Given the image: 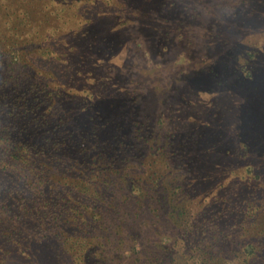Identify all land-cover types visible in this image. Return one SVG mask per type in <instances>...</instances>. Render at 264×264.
Instances as JSON below:
<instances>
[{"label": "trees", "instance_id": "1", "mask_svg": "<svg viewBox=\"0 0 264 264\" xmlns=\"http://www.w3.org/2000/svg\"><path fill=\"white\" fill-rule=\"evenodd\" d=\"M145 1L159 6V0ZM164 1L161 7L168 11H173L178 5L174 1ZM11 2L6 1L8 7L0 6V12L7 8L11 11ZM14 2L16 4L18 0ZM47 2L53 7L56 0ZM47 7L44 3L40 21L36 20L41 17L38 11L36 16L33 12H21L16 19L9 13L5 15L6 25L13 20L17 22L9 26L7 36H13L11 45L18 40L21 42L16 43L19 63L24 66L30 60L42 61L48 67L49 63L57 64L61 59L55 55L56 50L69 55L74 47L82 55L79 57L82 62L87 57L91 61L97 60L95 45L84 47L79 37L73 39L76 46L71 44V49L65 51L63 42L69 46L71 31L66 29L69 23L62 20V13L56 12V15L61 14L57 18L61 27L54 29L52 39L46 36L45 22L53 21L54 16L45 12ZM149 10L153 9H146L142 15ZM76 12L72 11V14ZM190 17L194 18L192 14ZM85 24L86 20L77 19L74 29L82 30ZM258 25L264 28V23ZM262 32L256 41L248 39V44L247 38L241 37V42L252 48V52L244 54L243 51L239 57L247 66L239 71L240 81L253 78L250 69L258 64L259 59L262 58L264 65V54L260 53L264 49ZM76 36L73 34L72 38ZM89 53H92L91 58ZM87 71L83 77L89 81L93 71ZM262 75L260 66L258 84L247 89L264 93L260 88ZM38 77L43 79L41 75ZM81 81L77 80V85ZM2 84L8 87L4 85L2 89L0 86V104L4 101L2 106L9 111L0 121V264H89L88 261L100 264L104 253L100 246H108L109 243L117 249L112 257L115 262L107 259L110 264L121 263L122 256L117 253L121 248L117 244H128L130 255L126 258L133 264H167L166 254L170 252V246H173L171 250L174 253H178L173 264H264V121L255 122L249 118L251 113L257 117L264 116V112L261 114L258 110L259 95L250 99L255 108H249L240 118L231 115L226 127L222 121H214L219 114L214 111L211 101L212 112L209 109L203 119H180L179 130H168L163 140L152 138L153 143L137 146L139 143L136 141L142 139V134H150L147 123L142 121L132 125L131 128L137 129L135 135L120 123L117 125L119 128L108 134L105 140V124L96 114H86V111L92 112L88 107L93 96L85 93L84 88L80 99L69 105L66 128L61 129L59 124L54 125L61 123L63 116L57 112L59 107L52 97L48 102L38 101L40 94L33 90L36 85L27 81L13 84L4 79ZM67 91L66 96L73 90ZM54 96L61 99L60 93ZM232 100L237 102L235 96ZM163 116L162 113L159 118ZM45 122L48 125L53 123V128L44 132L40 128ZM240 123L247 124L244 127L246 133L244 128H240ZM197 126L199 129H194ZM214 127L227 136L230 133L228 140L237 138L241 141L244 137L243 150H237L236 145L228 148L229 143L220 145L222 138L215 136ZM257 142L260 145L253 147ZM197 147H205L204 158L199 159L193 153ZM232 153L246 154L240 159L241 168L238 163L227 161ZM174 163L178 172L171 175ZM197 166H201L202 172H194ZM189 174L192 176L191 187L181 184ZM247 176L252 178L246 180ZM231 178L234 182L229 187L226 183H230ZM174 182L179 183L174 186ZM226 187L232 188L234 197H237L235 190L242 187L251 192L236 203V200H230L233 195L224 191ZM210 189L230 195L228 202L233 207L228 203L220 213L205 212L196 224L181 221L188 216V211H192L188 206L198 205L195 197L199 192L203 193L201 204L216 199L212 197L213 193H209ZM172 202H176L174 212L170 207ZM168 214L169 221H173L170 225L177 231L172 240L169 239L172 244L167 247L161 237L155 242L144 238L147 228L155 229L160 222L165 225ZM231 216V227L228 225L226 231L221 230L220 218L229 219ZM177 225L181 231L176 229ZM154 233L151 235L160 234ZM179 249L189 255L179 253Z\"/></svg>", "mask_w": 264, "mask_h": 264}, {"label": "rangeland", "instance_id": "2", "mask_svg": "<svg viewBox=\"0 0 264 264\" xmlns=\"http://www.w3.org/2000/svg\"><path fill=\"white\" fill-rule=\"evenodd\" d=\"M6 1L0 0V6H6ZM13 1L11 2L13 4L10 8L11 11L7 8L3 13L0 12V86L4 89V85H6L2 84L4 79L13 84L27 81L36 85L33 90L40 94L38 101L48 102V99L50 101L53 99L59 107L57 112L63 116V119L61 123L55 121L54 125L59 124L61 129L66 128V111L71 108L69 105L80 99L83 88L85 93L89 92V95L93 96L89 100L90 107H88L92 112L86 111V114H96L102 124H105L103 129L105 140H107L108 134L119 128L117 125L120 123H123L128 131L134 132L131 135H135L137 130L131 128L132 125L142 121L147 123L145 125L149 127L150 134L147 136L142 134V137L140 136L142 139L136 141L139 143L137 146L153 143L152 138L163 140V135L165 136L168 130H179L180 119H203V115L209 109L212 112V107L209 106L211 101L214 103V111L219 114V118L214 121H222L225 127L228 126L227 123L230 122L231 115L240 118L249 108H255L250 104L251 97L255 98L259 95L258 110L261 111V114L264 112V93H255L253 89H247L252 86L254 88L258 84L261 78H258L260 66L264 74L262 58L258 60L256 66L250 69V75L253 78L248 81H240L238 78L239 71L242 72L247 68L246 62H242L239 57L243 51H245L244 54H248L252 49L241 42V37L247 38L246 43L248 39L256 41L260 38L258 35L263 33L264 28H259L258 24L264 23V0H169L167 2L174 1L178 4L173 11L161 7L162 3L166 2L164 0H159V6L157 3H148L145 0H56L53 7L47 0H31V4H28L30 0H18L16 4ZM44 3L48 5L45 12L54 15L53 21L45 22L46 36L52 39L54 29L61 27V23L57 21L61 14L56 15V12L62 13L63 19H61L69 23L66 24V29L71 31L69 46L63 42L65 51L71 49L73 39L79 37L82 38L81 43L84 47L90 44L95 45L93 49L97 52V60L91 61L87 57L85 58L86 62H82L79 58L82 55L77 53L74 47V51L69 55L56 50L55 55L61 56V59L57 64L49 63L48 67H45L46 63L42 61L30 60L28 63L25 62L24 66L19 63L20 54L16 43L20 44L21 42L18 40L11 45L13 36H7L9 26L12 27V24L15 25L17 22L12 19L13 21L6 25L5 15L9 13L16 19L21 12L27 14L33 12L36 16L38 11L41 16ZM159 7L163 10L157 9ZM38 8L40 9L38 10ZM151 8L152 11L149 10L150 12H145L146 14L142 15L146 9ZM72 11L77 12L73 15ZM190 14L194 18L190 17ZM148 15L150 16L148 17ZM80 17L82 20H86L87 24L82 30L77 31L74 29V24L77 19H81ZM42 18L41 16L36 20L40 21ZM180 26L182 27L180 28ZM86 31L88 34L86 33L85 36ZM39 32L42 34V29ZM72 33L77 36L72 38ZM74 45L76 46L75 43ZM260 53L264 54V49ZM91 55L92 53H89L90 58ZM248 59L246 56V60ZM84 68L86 72H88L87 70L93 71L92 76L88 77L89 81L83 77ZM36 74H38L37 78H33V75ZM40 75L43 79L38 77ZM263 77L262 75V87H260L262 89H264ZM77 80L84 82L81 81L77 85ZM7 87L8 85H6ZM66 89L73 91L66 96L68 92ZM247 91L249 93H246ZM55 93H60L61 99L58 100L54 96ZM234 96L237 102L232 100ZM2 104L4 101L0 104V121L4 117L3 114L9 111ZM162 113L164 114L163 118H159ZM249 118L255 122L264 121V116L257 117L253 113ZM241 123L239 124L240 128L247 126V124ZM51 128H53V123L48 125L45 122L40 130L45 132ZM214 128L216 129L214 130L215 136L222 138V141L219 142L220 145L229 143L228 148L236 145L237 150H243L244 137L241 141L237 138L228 140L230 133L227 136V133L219 132V129ZM194 129H199V127ZM245 129L243 131L246 133ZM221 133L223 134L221 135ZM256 144L253 147L260 145L258 142ZM204 149L205 147H197L193 153L202 159L205 155ZM245 156L246 154L239 156L232 153L227 161L238 163L241 168L240 159ZM247 161L250 162L248 159ZM175 165L174 163L171 167V175L178 172L175 170ZM157 168L160 167L157 166ZM197 170L202 172L201 166L194 167V172ZM191 178L190 174L186 175L181 184H189L191 187ZM250 178L252 176H247L246 180ZM233 182L234 179L231 178L230 183L226 184L230 187ZM178 183L174 182V186ZM246 185L249 186V184ZM205 187L208 186L205 185ZM229 187H226L224 191L233 195L230 198L231 202L236 200L237 203L251 192L245 190L244 185L238 191L235 190L237 197H234V191ZM209 193H213L212 197L216 199L201 204L203 193L199 192L195 197L198 205L188 206L192 211L187 210L188 216H184L181 221L199 223L201 214L205 212L220 213L225 209V205L230 204L228 202L230 195L223 191L219 193L218 190L210 189ZM217 200L220 202L216 203ZM221 201H225V203ZM175 203L170 204L172 212L175 211ZM177 205L179 206L178 203ZM231 206L232 204L229 205V207ZM124 207H127V204ZM123 209L125 210V208ZM172 214L175 216L174 213ZM232 220V216L229 219L220 218L219 223H222L219 226L220 229L226 231L228 225H230L229 228L231 227ZM236 220L237 218L234 222ZM170 222L173 221H169L168 214L166 224L163 225L160 222L156 224L155 229L147 228V234H143L144 238L158 241L161 237L163 241L165 240L167 247L170 246L172 242L169 239L172 240L177 233ZM176 227H178L176 228L178 231H181L179 225ZM154 232L160 233V236H152L151 233L155 234ZM103 237L106 240V236L103 235ZM100 247L104 250L100 264H110L107 259L114 261L112 257L115 256L114 251L117 249L114 248L113 243ZM117 247L121 248L120 251H117L122 256L120 264H133L131 259L126 258L130 255L128 244H117ZM168 248H170V252L166 254V261L167 264H171L178 257V253L171 250L173 246ZM33 249L35 251L36 247L34 246ZM179 251L181 254L189 255L187 251L184 252L180 249ZM13 254L15 255V253ZM88 263L91 264L92 261H88ZM134 264H138V262Z\"/></svg>", "mask_w": 264, "mask_h": 264}]
</instances>
